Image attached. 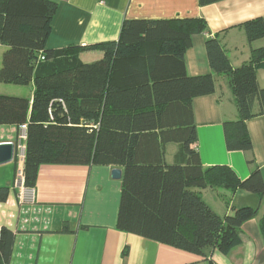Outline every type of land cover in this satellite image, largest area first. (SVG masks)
<instances>
[{
	"label": "trees",
	"instance_id": "trees-1",
	"mask_svg": "<svg viewBox=\"0 0 264 264\" xmlns=\"http://www.w3.org/2000/svg\"><path fill=\"white\" fill-rule=\"evenodd\" d=\"M57 8L50 0H0V44L9 47L0 83L36 86L32 102L0 95V124L27 125L24 185L36 186L43 164L122 167L119 230L207 259L215 249L229 254L242 242L243 224L261 208L233 207L222 216L194 189H243L264 203L247 129L248 120L264 115V87L257 80L264 46L233 67L217 36L206 41L211 67L228 76L238 106L239 118L225 121L224 132L230 151L249 154L251 173L242 180L225 165L205 169L196 147L193 99L214 93L216 81L213 74L189 75L185 53L193 36L208 30L204 18L125 19L116 41L49 49ZM244 28L250 43L264 39V16ZM97 49L102 59H80L79 53ZM173 141L187 153L184 164L165 159V145ZM260 228L264 238V213ZM14 241L12 230H0V264H9Z\"/></svg>",
	"mask_w": 264,
	"mask_h": 264
},
{
	"label": "crops",
	"instance_id": "crops-1",
	"mask_svg": "<svg viewBox=\"0 0 264 264\" xmlns=\"http://www.w3.org/2000/svg\"><path fill=\"white\" fill-rule=\"evenodd\" d=\"M50 1L58 8L49 49L116 41L125 19L204 18L208 30L194 35L185 53L189 75L213 74L216 81L214 93L193 99L197 151L205 169L225 165L240 179L249 177V154L230 151L226 145L224 122L237 120L239 110L228 76L215 73L211 67L206 41L217 36L233 67L249 61L252 50L264 46V39L250 43L244 24L264 16V0H222L205 6L199 0ZM8 49L0 44V69ZM79 57L92 63L102 59L104 52L84 51ZM257 80L264 87V70L257 71ZM35 89L34 81L28 85L0 83V95L24 97L31 102ZM25 126L24 130L16 124H0V143L15 145L14 159L0 164V230L6 227L15 234L9 264H264L260 228L264 203L257 194L218 187L194 189L222 216L233 207L261 208L259 217L243 224L240 245L227 255L212 250L207 259L117 228L122 178H113L112 171L118 168L123 176L122 167L43 164L34 188L19 185L18 174L24 173L25 167ZM247 129L252 154L264 179V115L248 120ZM164 154L169 164H184L187 159L180 142L167 143Z\"/></svg>",
	"mask_w": 264,
	"mask_h": 264
},
{
	"label": "water",
	"instance_id": "water-1",
	"mask_svg": "<svg viewBox=\"0 0 264 264\" xmlns=\"http://www.w3.org/2000/svg\"><path fill=\"white\" fill-rule=\"evenodd\" d=\"M15 145L10 142L0 143V164L10 162L14 159ZM112 176L115 179L122 178V171L118 168L113 169Z\"/></svg>",
	"mask_w": 264,
	"mask_h": 264
},
{
	"label": "built area",
	"instance_id": "built-area-1",
	"mask_svg": "<svg viewBox=\"0 0 264 264\" xmlns=\"http://www.w3.org/2000/svg\"><path fill=\"white\" fill-rule=\"evenodd\" d=\"M41 57H42V59H44V56H41ZM21 127H22V128H26L25 125H23V126H21ZM18 178H19V180H18L17 183H18L19 185L23 186V185H24V181H23L24 174H23L22 171L19 172V174H18Z\"/></svg>",
	"mask_w": 264,
	"mask_h": 264
},
{
	"label": "rangeland",
	"instance_id": "rangeland-1",
	"mask_svg": "<svg viewBox=\"0 0 264 264\" xmlns=\"http://www.w3.org/2000/svg\"><path fill=\"white\" fill-rule=\"evenodd\" d=\"M25 130V128H23ZM25 136V135H24ZM26 137V136H25ZM24 174V173H23ZM23 181H24V178H23ZM24 186V185H23Z\"/></svg>",
	"mask_w": 264,
	"mask_h": 264
}]
</instances>
